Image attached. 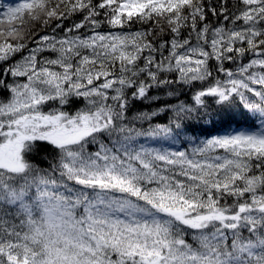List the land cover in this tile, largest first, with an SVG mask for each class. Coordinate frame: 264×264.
Masks as SVG:
<instances>
[{
  "label": "snow or ice",
  "instance_id": "obj_1",
  "mask_svg": "<svg viewBox=\"0 0 264 264\" xmlns=\"http://www.w3.org/2000/svg\"><path fill=\"white\" fill-rule=\"evenodd\" d=\"M0 264H264V0H0Z\"/></svg>",
  "mask_w": 264,
  "mask_h": 264
},
{
  "label": "trees",
  "instance_id": "obj_2",
  "mask_svg": "<svg viewBox=\"0 0 264 264\" xmlns=\"http://www.w3.org/2000/svg\"><path fill=\"white\" fill-rule=\"evenodd\" d=\"M2 2H3V3H16L17 0H2ZM80 106H82L80 103H76V104L72 105L71 110L74 111L76 108H78V107H80ZM143 107H145V106L142 105V104L137 103V104H135V105L133 106V108L131 109V112H135V111H137V110H139V109H141V108H143ZM131 112H130V114H131ZM162 119H163V118H162ZM239 125H245V122H244L243 120H240V121H239ZM237 126H238L237 123H232V125H231V127H232L233 129L236 128ZM207 127L211 128V125H208ZM217 128L219 129V131H213V132H212L213 135H216V134H222V132L224 131V125H217ZM197 134H199V129L197 130ZM147 143H152V142H151V141H148ZM47 154H48V153L45 152V153H41L40 155H38V156L36 157L37 162H39L41 156H43V155H47Z\"/></svg>",
  "mask_w": 264,
  "mask_h": 264
}]
</instances>
